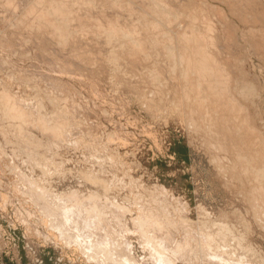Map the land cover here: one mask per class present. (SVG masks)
<instances>
[{
  "label": "rangeland",
  "instance_id": "rangeland-1",
  "mask_svg": "<svg viewBox=\"0 0 264 264\" xmlns=\"http://www.w3.org/2000/svg\"><path fill=\"white\" fill-rule=\"evenodd\" d=\"M35 1L40 0L0 1V264H107L103 256L108 253L110 240L129 245L131 261H126L153 264V257L157 259L152 250L154 241L144 233L149 226L174 237L171 248H178L180 253L173 255L169 251L168 264H191L194 252L205 246L203 238L213 235L220 242L217 235L220 234L219 238L222 232H226L227 241L230 238L234 243L231 250H235V255L230 248L222 254L236 256V260L237 255L238 260L251 256L252 259H247L252 264H264L263 195L258 191L259 197L251 195L250 181L241 174L255 167L252 164L213 167L209 161L211 154L202 145L200 135L188 132L177 114L161 116L149 102L153 95L146 92L138 95L132 89V81L124 83L122 75L112 70L114 65L103 60L109 46L117 44L103 42L99 50L92 43L102 35L100 32H96L98 36L88 32L76 35V41L86 42L81 50L86 51L83 55L93 58L90 65L87 60H78L73 66L64 64L57 57L61 52L58 46L56 54L52 48L48 52L43 33H49L55 41L53 37L67 33L68 29H62L59 23V28L53 29L54 24L45 21V17L55 12L49 8L53 12L49 14L47 7L32 6ZM220 1L171 0V5L183 18L205 13L208 24L210 21L215 26L212 28L210 24L211 28L229 39L228 52L234 55L229 57L230 69L226 67V72L246 86L257 87L252 89L255 103L249 106L255 116L253 124L264 138L263 62L248 49L247 59L235 57L244 51L230 37V31L217 22V15L231 22L236 38L243 45L239 35L248 23L238 22ZM260 1L257 6L261 9L247 8L246 13L260 12L264 16V0ZM120 3L134 5L135 0ZM28 4L24 18H20ZM71 6L92 8L95 12L89 11L90 15H101V19L117 11L109 10L111 4L105 0H75ZM56 7L59 16L70 15L64 4ZM202 18L200 15L196 19ZM114 21H105L109 31L115 29ZM26 24L33 27L35 34L28 33ZM203 26L200 22L194 28ZM38 42L43 45L38 47ZM40 47H44L43 51ZM138 73L144 75L145 71ZM241 73L246 74L241 77ZM142 84L145 86V81ZM167 87L161 84V89ZM140 99L146 103L145 107ZM10 103L44 117L59 116L75 132L55 145L41 130L28 126L31 112L25 114L29 120L18 122L14 131L11 118L2 114ZM257 165L263 168L264 163ZM259 173L264 177V168ZM50 205L66 207L75 216L81 215L77 223L66 226V236L49 224L45 212ZM75 227L87 228L86 242L93 241L99 249L86 253L79 240L84 233L75 237ZM237 240L239 245L235 244ZM213 243L206 248H213ZM224 248L222 245L217 250Z\"/></svg>",
  "mask_w": 264,
  "mask_h": 264
},
{
  "label": "bare ground",
  "instance_id": "bare-ground-1",
  "mask_svg": "<svg viewBox=\"0 0 264 264\" xmlns=\"http://www.w3.org/2000/svg\"><path fill=\"white\" fill-rule=\"evenodd\" d=\"M72 1L75 0H40L39 2L35 1L33 4L31 3L32 6L39 7L40 9L41 7H47L46 11L50 8L55 12L53 14V12L49 10L48 13L53 14V16L49 15L45 17L47 18L45 21L54 24L53 29H58L59 24L62 26V29H68L67 33H58L53 37L55 41L51 38L49 33H43V38L47 39L45 43L50 49L47 51L52 52L54 50L53 53L55 52L56 54L58 46L61 52L58 53L59 55L57 57H60L64 64L72 65V63L74 64L78 60H87L89 64L90 60L93 58H91L89 54L83 55L86 51L84 52L81 50L85 49L86 42L76 41V35H82V33L88 32L89 34L93 33L98 36L96 32H100L102 35L99 34L100 37L98 39L96 38V43H92L94 45L96 44V46L98 45L100 47L99 50L102 48L100 43L104 42L108 45L117 44L109 46V51L107 50L108 56L106 55L103 60L106 59L109 63L114 65L112 70H114V73L122 75L124 83H128L131 80L133 84L132 89L138 95L143 96V92L153 95V99H150L149 102L159 113L161 112V116L177 114L187 127L188 132L192 131L200 135L204 141L202 145H205L211 154L209 161L213 167L248 164H252V166L255 167V169L252 170H244L241 174L250 181L251 195L259 197L256 191L260 192L263 195L264 204V177L259 173V170L263 169L264 165L263 168L257 165L264 163V138H261L260 131L253 124L255 116L251 112L249 106L251 105V107H253L255 103L252 89L256 90L257 87L254 85L246 86V84L238 78L236 79L234 75H231L230 72H226L227 68L230 69V66H227L229 57L234 55L228 52L227 45L230 41L227 38H223L220 34L218 35L217 30L212 29L215 28L214 24L209 21L212 26L211 28L210 24L207 22L205 13H193L194 15H188L186 18L179 17L178 11L171 5V0H135L134 5L128 6L120 3V0H105V2L111 4L109 10L114 9L117 11H115L111 17H104V19H101V15H90L89 11L94 10L92 8L84 10L75 9V6H71ZM123 1L127 2L129 0ZM220 2L226 5V8L229 9V14L231 12L232 16L234 15L236 20L238 19V22H242L241 24L244 22L246 25L248 23L247 29H243L244 31L239 35V37L244 40L243 45L239 42V38H236L235 30H233L234 28L231 22L228 23L229 20L223 17V15H217V22L220 25L222 24V28L224 26L228 32L230 31V37L233 38L235 42H238V46L244 51V54L238 52L235 54V57L240 56L247 59L248 53L246 50L248 49L249 52L259 56L258 58L261 59V63L263 62L262 64L264 66V16H262L260 12L253 14L246 13V10H248L247 8L259 9L260 7L257 5L260 4L261 1L222 0ZM57 4H64L70 15L65 18H63L62 15L59 16L56 7ZM21 7L22 6H19V8ZM29 7L30 4L27 5L25 11H22L20 18H24ZM103 8L107 9V6L104 5ZM129 8H133L135 10L134 13L127 11ZM207 8L206 10H208ZM23 9L24 8H21V10ZM211 13L213 14V12ZM200 15H202L203 18L200 20L196 19L199 18ZM108 19H115L114 23L117 25L114 23V25L112 24V26L115 27L114 30H108L109 27L105 22ZM41 22L42 21H40V23ZM200 22L204 24V26L198 27L196 30L194 25L197 26ZM192 23L194 25H192ZM243 25L240 28L241 30L244 27ZM25 26L26 29L29 30L28 33L31 31H33L31 33L35 32L31 25L26 24ZM213 34L216 35L215 39L212 38ZM56 38L58 39L56 40ZM39 45L40 43L38 42L37 46L39 47ZM42 45L43 44L40 46ZM47 46L45 48H47ZM245 46L247 47L246 49ZM42 48L44 47H40L41 50ZM65 49L69 51H63ZM93 63L97 62L94 61ZM138 66H140L141 69H135ZM67 69L69 70L70 68ZM139 70H144V75L142 73L136 74ZM225 72L228 76H226ZM245 74L246 73H241L240 76L244 77ZM143 81L146 83L145 86L142 84ZM162 83L167 84L168 87L166 89H161ZM51 100H54V98H51ZM140 102L145 107L146 103L144 100L140 99ZM6 108V112H2V114L11 118V128L14 131L18 122L29 120L28 116L25 114L31 112L28 126L41 130L50 142L55 145H57L60 139L65 140L67 134L75 132V130L70 131L66 126V122L63 124L62 121L64 122V120L60 119L59 116H57V118L56 116L54 117L57 119L56 121L54 118H49L46 115L44 117V115L42 116L37 112L26 111L20 106L11 103L10 106H6ZM62 118L64 117L62 116ZM21 152L24 151L21 150ZM40 167L46 170L43 165H40ZM11 169H14V167H11ZM50 206L51 207H48L45 212L49 224L56 230L64 232L66 236V226L77 223L81 215L77 214V216H75V212L66 207L55 208L52 207V205ZM117 212L119 213V211ZM117 212L115 211L116 214ZM73 230L77 232L75 237L80 235L81 232L84 233L79 240L83 242L86 253H92V251H97L99 249L98 245L93 241L91 242L89 240L88 243L86 242L85 235L89 239L87 228L75 227ZM144 233L148 238H152L154 242H158L151 243L155 245L152 250L154 256L157 258L155 261L153 257L151 261L153 264L154 262L155 264H168L171 258L167 256L169 251L173 253V255L180 253L178 248H171L170 244L173 242L172 240L174 237H171L172 235L169 236L170 234L162 229L149 226ZM162 233L164 235H162ZM222 233L223 235L219 238L218 236L220 234L217 235V239L220 240V242H217L213 235L204 237L203 242L205 243L203 245L205 246L196 250L199 251L198 253L194 252L192 257L194 261L191 260L190 263L252 264L250 262L251 260H249L250 258L247 259V257L251 256L243 257V259L246 258L244 260H238L239 255H237V260L235 258L236 256H232L235 258L234 260L230 256L228 257L230 254H222L224 251L227 252L229 248L231 250L233 248H231V246H235L233 245L234 243L229 241L231 240L230 238L227 241L226 237H224L226 232ZM207 240L209 241L207 242ZM214 240L215 244L213 243ZM221 241H223L222 244ZM124 242L125 241H121L120 243L119 240L109 241V248L111 247V249L108 248V253L106 252L107 254L103 256L107 264H123L124 262L126 264H134L133 262H128L131 261L129 251L131 249L129 245ZM187 242L188 241H186V244ZM210 242L214 244V247L211 248L214 250L206 248V246L212 247L209 244ZM216 243L226 248L217 250L219 246L216 247ZM235 244L239 245V241L237 240ZM233 250H231L232 255L235 253ZM195 254H197V256L199 255L200 258L198 259ZM249 254L247 253L246 255Z\"/></svg>",
  "mask_w": 264,
  "mask_h": 264
}]
</instances>
